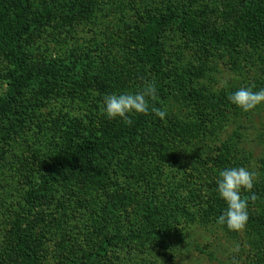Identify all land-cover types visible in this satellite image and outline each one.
Listing matches in <instances>:
<instances>
[{
  "label": "rangeland",
  "instance_id": "rangeland-1",
  "mask_svg": "<svg viewBox=\"0 0 264 264\" xmlns=\"http://www.w3.org/2000/svg\"><path fill=\"white\" fill-rule=\"evenodd\" d=\"M29 2L14 25L27 27L26 73L56 75L24 84L0 111V264L25 261L12 240L18 224L35 264H264V105L244 112L228 99L264 89V16L250 38L238 30L264 0ZM160 17L168 23L150 61V21ZM9 73L0 54V96ZM149 83V114L131 124L103 114L105 95ZM138 122L135 136L69 160L37 193L59 152ZM232 167L255 174L241 230L217 223L226 204L216 181Z\"/></svg>",
  "mask_w": 264,
  "mask_h": 264
},
{
  "label": "trees",
  "instance_id": "trees-1",
  "mask_svg": "<svg viewBox=\"0 0 264 264\" xmlns=\"http://www.w3.org/2000/svg\"><path fill=\"white\" fill-rule=\"evenodd\" d=\"M264 4V3H263ZM30 12L29 0H5L0 3V54L6 60L10 66V73L6 84V92L3 96H0V111L4 109L6 104H10L15 101L19 93L20 88L29 82L40 80L41 77L55 76L56 72L52 69L36 70L35 72L26 73L25 61H24V36L27 31V27L24 25L19 30L14 28L17 22H21L27 19ZM264 16V9L257 7L245 13L239 23L238 30L240 35L246 39L251 37L253 29L257 26V23ZM151 25L147 35L145 56L152 61L156 58L160 52V30L161 27L166 25L168 21L165 18H153L150 21ZM160 28V29H159ZM141 123L131 126H118L115 129H109L106 131V135L100 139L85 140L79 144L67 147L63 152H59L55 157V165L51 171V175L43 182L42 188L37 192L38 194L45 192L49 189V185L56 182L58 178L62 177L64 172V166L69 160L78 159L80 156L87 154H95L106 150L108 148V142H115L122 137H133L137 134L138 127ZM33 195H29L31 205H35L36 201H33ZM212 212L216 213V210L212 208ZM18 228L14 233V249L17 252L25 254V261L23 264H35L36 252L31 249L29 244L22 238V231Z\"/></svg>",
  "mask_w": 264,
  "mask_h": 264
},
{
  "label": "clouds",
  "instance_id": "clouds-1",
  "mask_svg": "<svg viewBox=\"0 0 264 264\" xmlns=\"http://www.w3.org/2000/svg\"><path fill=\"white\" fill-rule=\"evenodd\" d=\"M156 86L147 84L140 91H124L105 95L102 112L109 120L120 119L125 124H131L134 115L149 114V99H154ZM228 99L238 109L249 112L264 105V89L240 88L232 92ZM160 120L167 116V108H151ZM255 174L245 167H232L220 171L216 191L225 202L226 209L217 218V223L230 230L243 229L249 219L248 199L242 192H251L254 187ZM254 198V195H253Z\"/></svg>",
  "mask_w": 264,
  "mask_h": 264
}]
</instances>
